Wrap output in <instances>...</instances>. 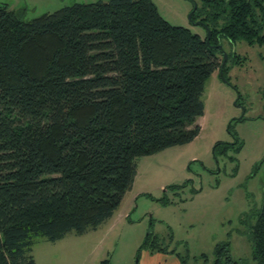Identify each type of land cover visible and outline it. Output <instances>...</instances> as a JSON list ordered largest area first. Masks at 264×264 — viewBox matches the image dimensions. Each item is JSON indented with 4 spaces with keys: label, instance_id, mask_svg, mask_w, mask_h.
Returning <instances> with one entry per match:
<instances>
[{
    "label": "trees",
    "instance_id": "1",
    "mask_svg": "<svg viewBox=\"0 0 264 264\" xmlns=\"http://www.w3.org/2000/svg\"><path fill=\"white\" fill-rule=\"evenodd\" d=\"M196 19L211 44H264V0H203ZM206 38L153 0L74 2L30 19L0 4V264H35L39 236L97 228L138 157L198 135L205 79L223 60ZM228 145L217 142L215 155ZM252 239L264 264V198ZM217 252L233 261L226 246Z\"/></svg>",
    "mask_w": 264,
    "mask_h": 264
},
{
    "label": "rangeland",
    "instance_id": "2",
    "mask_svg": "<svg viewBox=\"0 0 264 264\" xmlns=\"http://www.w3.org/2000/svg\"><path fill=\"white\" fill-rule=\"evenodd\" d=\"M93 1L0 4L30 19ZM153 1L170 23L207 35L199 19L190 18L203 0ZM219 43L230 59L223 74L215 70L205 79L198 135L138 157L135 179L114 215L83 233L37 237L31 247L35 264H99L106 257L111 264H256L252 229L264 198V44L224 37ZM219 141L232 145L216 156ZM220 245L234 262L217 252Z\"/></svg>",
    "mask_w": 264,
    "mask_h": 264
},
{
    "label": "water",
    "instance_id": "3",
    "mask_svg": "<svg viewBox=\"0 0 264 264\" xmlns=\"http://www.w3.org/2000/svg\"><path fill=\"white\" fill-rule=\"evenodd\" d=\"M196 7H197V4L195 5V8L193 9V11L190 13V18L191 19H192V14H193L194 10L196 9ZM198 22L201 23V24H203L205 27H207V25L203 21L199 20ZM210 37H211V29L209 27H207V38H206L207 45L210 46V48H213V49L218 48V49H220L222 51L223 60H222V63H221V66H220V69L219 70H220V73L223 74V65L225 64V62H226V60L228 58V54L222 48V45L220 43H218V44H211L210 43Z\"/></svg>",
    "mask_w": 264,
    "mask_h": 264
},
{
    "label": "crops",
    "instance_id": "4",
    "mask_svg": "<svg viewBox=\"0 0 264 264\" xmlns=\"http://www.w3.org/2000/svg\"><path fill=\"white\" fill-rule=\"evenodd\" d=\"M126 192H127V191H126ZM126 192H125V193H126ZM124 195H125V194H124ZM123 198H124V196H123ZM122 200H123V199H122Z\"/></svg>",
    "mask_w": 264,
    "mask_h": 264
}]
</instances>
